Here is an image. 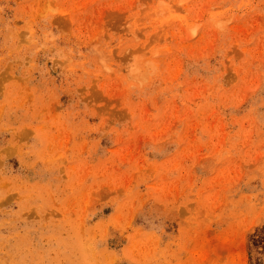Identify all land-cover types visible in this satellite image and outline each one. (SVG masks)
<instances>
[{"label":"rangeland","instance_id":"374dc122","mask_svg":"<svg viewBox=\"0 0 264 264\" xmlns=\"http://www.w3.org/2000/svg\"><path fill=\"white\" fill-rule=\"evenodd\" d=\"M0 264H264V0H0Z\"/></svg>","mask_w":264,"mask_h":264}]
</instances>
